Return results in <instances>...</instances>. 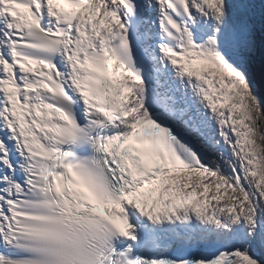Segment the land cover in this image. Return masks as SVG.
Wrapping results in <instances>:
<instances>
[{
  "label": "snow or ice",
  "instance_id": "obj_1",
  "mask_svg": "<svg viewBox=\"0 0 264 264\" xmlns=\"http://www.w3.org/2000/svg\"><path fill=\"white\" fill-rule=\"evenodd\" d=\"M264 0H0V264H264Z\"/></svg>",
  "mask_w": 264,
  "mask_h": 264
},
{
  "label": "bare ground",
  "instance_id": "obj_2",
  "mask_svg": "<svg viewBox=\"0 0 264 264\" xmlns=\"http://www.w3.org/2000/svg\"><path fill=\"white\" fill-rule=\"evenodd\" d=\"M250 79L253 89L257 90L255 95L260 98L262 108H264V67H255ZM262 118L264 119V116H262Z\"/></svg>",
  "mask_w": 264,
  "mask_h": 264
},
{
  "label": "rangeland",
  "instance_id": "obj_3",
  "mask_svg": "<svg viewBox=\"0 0 264 264\" xmlns=\"http://www.w3.org/2000/svg\"><path fill=\"white\" fill-rule=\"evenodd\" d=\"M250 83H251V79H250ZM253 92H254V94H256V93H257V90H254V89H253ZM261 120L264 121L263 118H261Z\"/></svg>",
  "mask_w": 264,
  "mask_h": 264
}]
</instances>
